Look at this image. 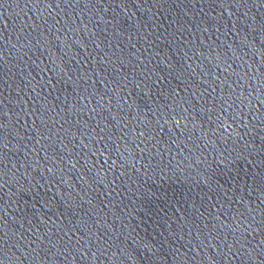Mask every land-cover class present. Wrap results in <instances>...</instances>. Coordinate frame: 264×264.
I'll return each instance as SVG.
<instances>
[{
  "label": "water",
  "instance_id": "95a60500",
  "mask_svg": "<svg viewBox=\"0 0 264 264\" xmlns=\"http://www.w3.org/2000/svg\"><path fill=\"white\" fill-rule=\"evenodd\" d=\"M0 264H264V0H0Z\"/></svg>",
  "mask_w": 264,
  "mask_h": 264
}]
</instances>
